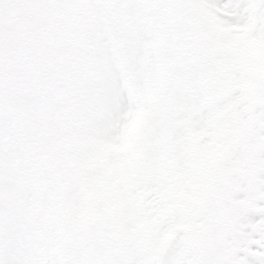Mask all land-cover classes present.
Here are the masks:
<instances>
[{
    "label": "snow or ice",
    "instance_id": "6c2138e0",
    "mask_svg": "<svg viewBox=\"0 0 264 264\" xmlns=\"http://www.w3.org/2000/svg\"><path fill=\"white\" fill-rule=\"evenodd\" d=\"M0 264H264V0H0Z\"/></svg>",
    "mask_w": 264,
    "mask_h": 264
}]
</instances>
